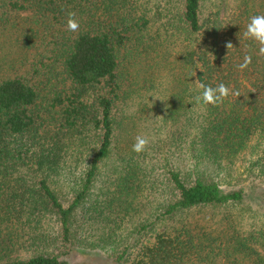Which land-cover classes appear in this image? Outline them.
Returning a JSON list of instances; mask_svg holds the SVG:
<instances>
[{
  "label": "trees",
  "instance_id": "trees-1",
  "mask_svg": "<svg viewBox=\"0 0 264 264\" xmlns=\"http://www.w3.org/2000/svg\"><path fill=\"white\" fill-rule=\"evenodd\" d=\"M257 15L264 0H0V264H264ZM220 83L239 95L196 103Z\"/></svg>",
  "mask_w": 264,
  "mask_h": 264
},
{
  "label": "clouds",
  "instance_id": "clouds-1",
  "mask_svg": "<svg viewBox=\"0 0 264 264\" xmlns=\"http://www.w3.org/2000/svg\"><path fill=\"white\" fill-rule=\"evenodd\" d=\"M70 16L74 17V13H70ZM68 27L70 30L75 31L79 25L75 22L74 19H70L68 23ZM244 35L252 40L264 45V16L257 15L251 18V22L248 24L247 29ZM228 47H232L231 43L227 45ZM262 53H264V47L260 49ZM252 62V57L250 55H246L244 57V63L240 65L241 68H246ZM200 88L203 89V92L195 97V101L198 104H202L206 106L208 104L217 105L222 103L229 95L238 96L239 93L232 92L225 84L220 83L216 88L206 86L204 84L200 85ZM148 140L138 136L136 138V143L133 145V150L135 152H141L144 150L147 145Z\"/></svg>",
  "mask_w": 264,
  "mask_h": 264
},
{
  "label": "rangeland",
  "instance_id": "rangeland-1",
  "mask_svg": "<svg viewBox=\"0 0 264 264\" xmlns=\"http://www.w3.org/2000/svg\"><path fill=\"white\" fill-rule=\"evenodd\" d=\"M2 42L3 38L0 37V69L2 66H4L2 60V57H7V55H4L2 53ZM7 46L13 47L14 43H7ZM71 264H112L110 259L106 258L102 254L98 252H90L85 254H72V256L66 259Z\"/></svg>",
  "mask_w": 264,
  "mask_h": 264
}]
</instances>
